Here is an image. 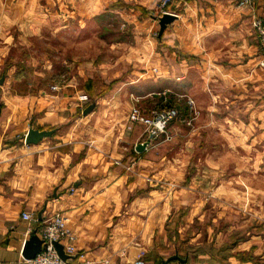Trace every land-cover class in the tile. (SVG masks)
<instances>
[{"label": "rangeland", "instance_id": "374dc122", "mask_svg": "<svg viewBox=\"0 0 264 264\" xmlns=\"http://www.w3.org/2000/svg\"><path fill=\"white\" fill-rule=\"evenodd\" d=\"M35 12L36 7L15 11L16 19L30 22L28 26L0 27V48L9 51L0 58V117L6 110L0 118V134L5 136L1 147L21 141L27 145L26 121L42 118L48 120L46 130H55L43 142L61 143L73 128L110 127L108 147L129 166L126 172L143 183L126 195H147L154 189L160 193V204L168 203V198L173 203L168 218H159L165 222L164 234L143 260L146 264L176 253L188 260L186 264H264L263 119L251 124V154H225L238 126L223 116L237 109L217 113L207 107L206 111L200 107L208 103L205 94L196 93L200 103L197 95H189L179 85L164 91L170 86L158 76L160 69L171 66L169 55L176 48L169 46L167 30L159 38V24L135 28L114 15L103 20L84 18L81 27L64 28L61 23L71 20V9L55 0L48 12ZM177 55L183 58L184 53L178 50ZM83 95L87 101H80ZM94 102L96 109L84 116ZM172 108L178 114L159 135L129 121L133 109L153 119ZM94 114L98 118L83 121ZM125 140L131 142L127 151ZM139 140L149 143V152L140 153L143 162L131 157V152L137 154L134 144Z\"/></svg>", "mask_w": 264, "mask_h": 264}, {"label": "crops", "instance_id": "0c3cea01", "mask_svg": "<svg viewBox=\"0 0 264 264\" xmlns=\"http://www.w3.org/2000/svg\"><path fill=\"white\" fill-rule=\"evenodd\" d=\"M52 1L0 0V27L28 26L30 22L16 19L15 11L36 7L35 13L39 15L41 11L48 12ZM55 2L71 9V20L61 23L64 28L79 26L84 18L95 20L98 16L103 20L114 15L135 28L159 24L156 18L161 0ZM168 10L177 17L167 27L169 46L176 50L169 55L171 66L160 69L159 79H167L170 86L164 91H172V85H179L191 96L197 92L205 94L208 103L200 107L206 111L210 108L226 113L237 109L223 116L238 126L233 128L232 147L225 154H251L254 145L250 143V128L254 127L251 124L260 118L264 121V68L258 65L263 56L255 30V21L264 19V0H255L251 7L242 6L240 0H181L173 1ZM178 50L183 51V58L177 55ZM1 55L5 58L9 51L0 48V58ZM2 112L5 114L1 119L6 116L5 108ZM96 118L98 114L83 121ZM48 124L47 118L35 123L26 121L24 134L30 128L45 130ZM98 129L73 128L72 134L61 143L51 140L24 145L21 141L11 148L1 147L5 136L0 134V264H27L22 255L25 242L41 222L30 223L22 216L24 212L38 216L44 206L45 220L61 213L75 233L74 261L137 264L139 260L146 261L145 257L149 258L157 248L165 229V222L159 218H168L173 203L168 198V203L160 204V193L154 189L147 195H126L143 187V183L126 172L129 166L108 147L112 140L110 127L103 125ZM85 133L89 135L87 138ZM124 144L127 151L131 142L125 140ZM138 144L140 140L135 142V150ZM67 145L68 149H60ZM135 153L131 152V157L143 162L142 154ZM130 177L134 179L129 180ZM143 253L146 254L142 256Z\"/></svg>", "mask_w": 264, "mask_h": 264}, {"label": "built area", "instance_id": "2783aa9c", "mask_svg": "<svg viewBox=\"0 0 264 264\" xmlns=\"http://www.w3.org/2000/svg\"><path fill=\"white\" fill-rule=\"evenodd\" d=\"M173 1L181 0H161L160 11L158 17L159 20L164 14L171 13L168 8ZM183 1V0H182ZM186 1V0H184ZM255 0H240V4L244 7L253 6ZM175 15V14H174ZM256 36L259 41L260 50L262 53V60L260 66L264 67V19H257L255 21ZM88 97L83 95L80 101H87ZM192 101L189 104L192 106ZM177 110L172 108L169 111L162 112L154 116L153 119L146 118L141 115L138 109H133L129 115V121L134 123L144 124L149 128V131L153 135H159L166 132L168 128V122L177 116ZM23 219L30 223L38 222L37 214L24 212ZM32 230L31 233H33ZM38 235L44 241L42 251L34 258L26 260L27 264H91L89 260L81 261L80 259L74 261L63 260L56 251L53 242H59L64 246L66 254L74 256L76 254V240L75 233L68 226L67 221L61 213H54L51 217L47 218L42 225L38 228ZM99 264H112L109 261L100 262ZM137 264H146L143 260H139Z\"/></svg>", "mask_w": 264, "mask_h": 264}, {"label": "water", "instance_id": "95a60500", "mask_svg": "<svg viewBox=\"0 0 264 264\" xmlns=\"http://www.w3.org/2000/svg\"><path fill=\"white\" fill-rule=\"evenodd\" d=\"M176 15L166 13L164 14L161 18H159V26H160V31H159V38H162L164 35L165 31L167 30L168 25L172 24L176 20ZM3 83V79L0 80V84ZM97 107V103L94 102L87 106L85 108L83 114L84 116H88L90 113H92ZM0 114H1V108H0ZM55 133V130H40V129H35V128H30L28 132L25 135V143L27 145H38L41 142H43L45 139L51 138ZM149 145L148 142L138 144L136 146V151L139 153L144 152L147 150V146ZM46 211V206L42 208V210L38 213V221L43 223L45 221V216L44 213ZM38 228L34 230V232L31 234L30 238L25 242V246L23 249V257L26 260L34 259L43 249L44 241L39 237L38 235ZM53 245L60 255V257L67 261L70 259H74L75 256L68 255L66 254L64 250V246L59 243V242H53ZM179 262L180 264H186L188 262L187 259L181 258L179 253H176L167 259L162 260L160 264H172V262Z\"/></svg>", "mask_w": 264, "mask_h": 264}, {"label": "trees", "instance_id": "16d2710c", "mask_svg": "<svg viewBox=\"0 0 264 264\" xmlns=\"http://www.w3.org/2000/svg\"><path fill=\"white\" fill-rule=\"evenodd\" d=\"M162 100H163V98H162ZM41 225H42V223H41ZM41 225H40V226H41ZM162 260H163V259H159V260H157V261H156L155 263H153V264H160V263L162 262ZM242 261H244V260H242Z\"/></svg>", "mask_w": 264, "mask_h": 264}]
</instances>
